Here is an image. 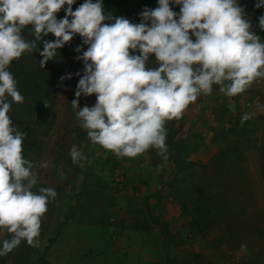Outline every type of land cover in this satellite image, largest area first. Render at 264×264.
<instances>
[{"label":"clouds","instance_id":"9594fccd","mask_svg":"<svg viewBox=\"0 0 264 264\" xmlns=\"http://www.w3.org/2000/svg\"><path fill=\"white\" fill-rule=\"evenodd\" d=\"M74 3L0 0V257L21 242L41 246L42 218L57 196L54 187L38 186L37 168L52 165L24 155L27 133L9 115L12 104L24 102L9 70L13 61L39 53L43 69L78 35L74 52L82 69L62 74L59 86L78 76L70 101L78 126L91 144L117 157H136L149 148L166 156V122L179 120L200 95L216 85L231 98L264 80V38L257 32L264 31V11L254 24L239 0H156L155 7L143 6L138 22L105 12L103 0H82L73 9ZM253 7L264 8V0ZM48 34L53 38L44 39ZM93 94L91 106L79 104L81 96ZM229 109L235 111L234 105ZM257 112H264V104L242 113L241 126ZM68 155L81 167L87 160L76 144ZM239 250L246 254V243Z\"/></svg>","mask_w":264,"mask_h":264},{"label":"rangeland","instance_id":"374dc122","mask_svg":"<svg viewBox=\"0 0 264 264\" xmlns=\"http://www.w3.org/2000/svg\"><path fill=\"white\" fill-rule=\"evenodd\" d=\"M239 2L255 24L264 8H254L255 0ZM122 3L135 8L137 16L128 18L133 22L139 21L143 6H156V0ZM63 15L57 13L58 18ZM257 32L264 38V31L257 28ZM77 44L74 40L68 45L59 76L80 70L74 52ZM77 79L73 75L63 81L64 86L57 80L56 117L36 160L52 165L37 168L38 186H51L57 192L42 218L41 246L21 242L0 257V264H165L168 252L176 264H220L224 258L228 262L234 258L238 264H264V178L261 181L260 168L259 181L251 184L256 188L253 198L224 197L240 187L239 179H234L239 143L246 148L251 143L264 144V135H257L258 127L264 133V125L252 118L240 124L242 113L250 108L243 102L250 103L257 96L264 104V80L231 98L216 85L211 94L200 95L179 120L166 122V156L149 148L136 157H117L91 144L78 126L70 103ZM94 102V94L79 98L81 106ZM73 144L87 156L82 167L73 164L68 155ZM260 153L264 156V146ZM256 157L260 160L262 156ZM61 171L62 177L58 175ZM163 223L168 224L167 235L158 225ZM242 242L247 245L246 254L239 250Z\"/></svg>","mask_w":264,"mask_h":264},{"label":"trees","instance_id":"16d2710c","mask_svg":"<svg viewBox=\"0 0 264 264\" xmlns=\"http://www.w3.org/2000/svg\"><path fill=\"white\" fill-rule=\"evenodd\" d=\"M121 1V3H118ZM126 1L129 0H103L104 11L111 12L115 16L123 15L126 18L137 16L134 11L137 2L131 3L129 6ZM82 0H76L73 4V9L81 3ZM126 5H123V3ZM63 12V10H61ZM58 18V16H57ZM24 35L26 38H31L26 30ZM44 39H52V35L48 34ZM74 40L80 43V37L77 35L66 43L57 53L55 59L45 63L43 69L39 67L38 61L40 59L39 53L22 55L18 60H15L10 65V71L14 74L17 80V87L21 94L24 96L22 104H12L9 112L13 122L24 132L27 133L23 150L24 155L35 161L41 154L44 137L52 127L56 114H55V94L57 88V80L59 79V71L61 69L63 58H65L68 45ZM42 48V45H39ZM86 47V46H83ZM83 47L81 50H83ZM78 68L82 69V63L78 60ZM43 101L48 102V107L43 104ZM166 226H164V234L167 235ZM166 264H176V260L166 253L164 257Z\"/></svg>","mask_w":264,"mask_h":264},{"label":"crops","instance_id":"0c3cea01","mask_svg":"<svg viewBox=\"0 0 264 264\" xmlns=\"http://www.w3.org/2000/svg\"><path fill=\"white\" fill-rule=\"evenodd\" d=\"M264 97V96H263ZM250 105V108H248L249 112H255L257 110V105L261 104L258 97L255 96L251 102H243V105ZM261 112H257L256 115H254L252 117L253 121L259 125L260 123L262 124V126L264 125V116H260ZM261 127L257 128V135L261 136V138L263 137L264 133L262 131H260ZM240 133H243L240 130ZM252 147L246 148V144L242 145V142L239 143V148H238V163L239 165L236 166L237 168V173L234 177V179L237 177L239 179V184L240 187L238 188L237 191L233 192L232 195L230 194H225L224 197H233L235 199H249V198H253L252 196L255 195L256 192V188L253 186H251V184H256L259 180L257 179V174L259 172V168H260V179L261 181H263L262 178H264V170H262V168L264 167V156L260 153L261 152V147L264 146L263 143H251ZM218 147V144H217ZM248 147V146H247ZM211 151H214V149L211 147ZM246 151H248V156L250 155V157H246L245 153ZM253 152H256V155H260L262 157H260V160H257V157L255 155V157H253ZM246 157V159H245ZM263 158V159H262ZM261 159L263 161H261ZM206 160L203 159V161H201L202 163H204ZM252 168V170L249 169V172L246 171V168ZM249 184V186H248ZM253 189V191L251 190ZM255 190V191H254ZM239 212V211H238ZM240 214V212H239ZM159 227L161 225L162 230L165 231L164 226H166V231L167 234H169V228H168V224L163 223V224H158ZM165 235V234H164ZM237 260H235L234 258H231L230 262H228V258H224L223 261L221 259V263L220 264H238L239 262H236ZM166 264V263H165Z\"/></svg>","mask_w":264,"mask_h":264}]
</instances>
